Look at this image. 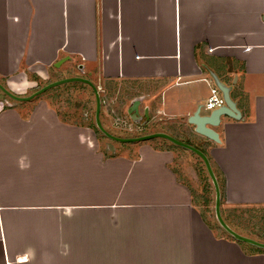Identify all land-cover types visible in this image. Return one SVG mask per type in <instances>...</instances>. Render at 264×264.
Masks as SVG:
<instances>
[{"label":"crops","instance_id":"crops-1","mask_svg":"<svg viewBox=\"0 0 264 264\" xmlns=\"http://www.w3.org/2000/svg\"><path fill=\"white\" fill-rule=\"evenodd\" d=\"M61 59L60 78L101 87L126 124L138 100L139 124L154 127L142 135L203 150L222 174L223 208L264 205V0H0L11 90L48 81ZM213 74L242 115L221 118L220 143L188 121L212 111ZM165 140L106 149L47 98L0 104V264H264L217 234L175 166L187 149Z\"/></svg>","mask_w":264,"mask_h":264},{"label":"rangeland","instance_id":"rangeland-1","mask_svg":"<svg viewBox=\"0 0 264 264\" xmlns=\"http://www.w3.org/2000/svg\"><path fill=\"white\" fill-rule=\"evenodd\" d=\"M59 62V61H57ZM56 64V63H55ZM54 64L53 67V73L52 76H48V81L38 80V84L32 88L25 91L24 93H16L14 90H11L9 85L7 84V80L4 78H0V83L3 84L7 89H9L12 92H15L17 95L20 96H28L38 90L39 88L47 85L48 83H51L53 81L67 78L63 76L60 78V73L58 69H64L61 64L60 66H56ZM62 67V68H60ZM72 69L68 70L71 71ZM74 72H71L68 75H77L79 73V69H74ZM30 78L37 79L33 75L29 74ZM67 76V75H66ZM69 77H75V76H69ZM99 88V87H98ZM101 94V100H102V108H101V120L104 122V110L107 109V112L111 116V120L114 124V126L118 128H113L106 126L108 131L116 136L119 137H126L130 135L139 136L142 135L144 132H149L154 130V127L152 125L143 126L140 124L133 123L132 125L128 123L127 125L124 124V120H129V118L121 116V120H119L114 111L110 108V100L105 99L102 97V91H99ZM94 91L91 92L88 88V86L85 83L82 82H72V83H66L59 85L57 87L51 88L48 91L44 92L43 94L37 96L47 98L51 101V103L54 105L56 109L60 112L61 116H64L66 118H77L82 124L90 125L96 132L97 137L102 142V146H106V149L113 148L112 144H115L117 146H124V143L114 141L107 136L103 134L99 130V128L96 125L95 120V111H96V98ZM104 98V99H103ZM35 99V98H34ZM17 102L8 97L6 94L2 92L0 89V104L3 107H13L17 104ZM28 102V101H25ZM114 104L118 106V104L122 103L118 99H115ZM119 102V103H118ZM73 120V119H72ZM130 121V120H129ZM125 125V126H124ZM163 125H160L158 127H162ZM121 128V129H120ZM125 128V129H124ZM177 135V134H176ZM174 137V136H173ZM161 140V138H159ZM165 140V139H164ZM180 140V139H179ZM167 145H169L172 148H175L173 144L169 143L168 140H165ZM164 141V142H165ZM191 145H194L195 143L191 142ZM162 147V146H161ZM181 148V146H178V150ZM183 148V147H182ZM182 150V149H181ZM187 152L188 157L178 160L175 164L176 168H179L180 175L182 178H184L186 181H190L191 186L194 191V199L197 200L198 204L200 205V208L202 211H205L207 214V217L213 227L216 229L217 234L221 236H226L228 238H231L234 241L240 242L242 245V248L245 251H258L259 247L247 243L238 241L235 238H233L231 235H229L218 223V220L215 215V189L214 185L212 183V180L206 170L205 165L202 161L197 160L196 156L188 151V149L185 151ZM194 157V158H193ZM182 168L183 170H181ZM216 170V176L219 177L221 181V185H223L222 180V174ZM215 172V171H214ZM218 179V181H219ZM222 187V186H221ZM223 189V187H222ZM223 201V200H222ZM224 202H221V212L222 217L225 220V222L237 233L247 236L251 239H254L258 242L264 243V205L258 206H250L249 204H244L240 207H224ZM263 249V248H262ZM264 253V252H262Z\"/></svg>","mask_w":264,"mask_h":264},{"label":"water","instance_id":"water-1","mask_svg":"<svg viewBox=\"0 0 264 264\" xmlns=\"http://www.w3.org/2000/svg\"><path fill=\"white\" fill-rule=\"evenodd\" d=\"M63 62H64V59H61L55 65L60 66ZM81 68H82V66H81ZM213 78H214L216 86L218 87V89L220 90V92L223 95V98L225 101L224 105L212 110L208 114H201L200 109H199L192 116H190L188 118V121L190 124H192L195 127V132L197 134L204 136V137H206V138H208L214 142L220 143L221 142L220 136H219V133L215 130V127H217L220 124L221 118L223 116H226L229 118L241 119L242 115H241L240 110L237 107V103L231 97L230 86L221 82L220 79L214 74H213ZM72 82H82V83L88 84L92 87V89L95 93V98H96V111H95L96 125L99 128V130L101 132H103V134L105 136H107L108 138H110L114 141H117V142H121V143H134V142L147 141V140H151L154 138H164V139L172 142L175 145L186 148V149L194 152L195 154H197L202 159V161L204 162L206 170H207V172H208V174L212 180V183L214 185V189H215V215H216V218H217L220 226L229 235H231L236 240L242 241V242H247V243L253 244L259 248L264 249V243L258 242L254 239H251L247 236H244V235L237 233L223 219L222 212H221L222 194H221L220 184H219L218 178L214 172V169L212 167L210 159L206 155V153H204L199 148H197V147H195L189 143H186L182 140H179V139L173 137L172 135L164 133V132H154V133L145 134V135L136 136V137H119V136H116V135L110 133L103 126L102 121H101L100 114H101V108H102V100H101V95H100L99 89L96 85H94L87 78H84V77H67V78L59 79V80L53 81L51 83H48L47 85L39 88L38 90H36L35 92H33L32 94H30L28 96L17 95L14 92L7 89L1 83H0V89L2 90V92L4 94H6L11 99H13L15 101L25 102V101L33 100L34 98L43 94L44 92L48 91L51 88H54V87H57L59 85L66 84V83H72ZM138 104H139V101L135 100L132 103V105L130 106V108L128 109V113H129L132 121L134 123L139 124L141 116L138 112V106H137ZM145 116L147 118L146 121H149L150 117H149L147 112H145Z\"/></svg>","mask_w":264,"mask_h":264},{"label":"built area","instance_id":"built-area-1","mask_svg":"<svg viewBox=\"0 0 264 264\" xmlns=\"http://www.w3.org/2000/svg\"><path fill=\"white\" fill-rule=\"evenodd\" d=\"M99 90L102 91V88L99 87ZM224 103H225L224 98H223L220 90L218 89V87H213L211 90V94H210V96H209V98L205 104V107L209 110H214L218 107L223 106ZM119 120H121V119H119ZM124 124L127 125L125 122H124Z\"/></svg>","mask_w":264,"mask_h":264},{"label":"trees","instance_id":"trees-1","mask_svg":"<svg viewBox=\"0 0 264 264\" xmlns=\"http://www.w3.org/2000/svg\"><path fill=\"white\" fill-rule=\"evenodd\" d=\"M203 151V150H202ZM204 152V151H203ZM205 153V152H204ZM207 155V154H206ZM258 250H260L261 252H264V249L262 248H258Z\"/></svg>","mask_w":264,"mask_h":264},{"label":"clouds","instance_id":"clouds-1","mask_svg":"<svg viewBox=\"0 0 264 264\" xmlns=\"http://www.w3.org/2000/svg\"><path fill=\"white\" fill-rule=\"evenodd\" d=\"M99 89V88H98ZM100 91V90H99Z\"/></svg>","mask_w":264,"mask_h":264}]
</instances>
